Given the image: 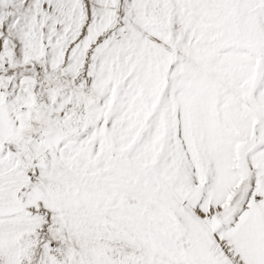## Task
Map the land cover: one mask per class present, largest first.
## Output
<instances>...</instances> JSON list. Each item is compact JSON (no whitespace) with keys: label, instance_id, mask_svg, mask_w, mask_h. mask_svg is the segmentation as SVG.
Wrapping results in <instances>:
<instances>
[{"label":"snow or ice","instance_id":"obj_1","mask_svg":"<svg viewBox=\"0 0 264 264\" xmlns=\"http://www.w3.org/2000/svg\"><path fill=\"white\" fill-rule=\"evenodd\" d=\"M0 264H264V0H0Z\"/></svg>","mask_w":264,"mask_h":264}]
</instances>
